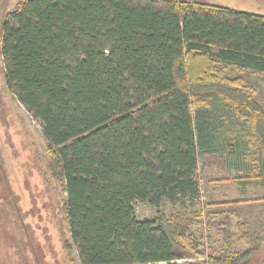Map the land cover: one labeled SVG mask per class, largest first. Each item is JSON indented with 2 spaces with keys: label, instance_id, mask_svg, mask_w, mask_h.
<instances>
[{
  "label": "trees",
  "instance_id": "obj_1",
  "mask_svg": "<svg viewBox=\"0 0 264 264\" xmlns=\"http://www.w3.org/2000/svg\"><path fill=\"white\" fill-rule=\"evenodd\" d=\"M0 53L5 85L41 123L79 264H197L185 260L186 228L138 219L134 202L199 197L204 151L229 146L242 171L253 144L264 178V106L226 72L264 73V14L199 0H22L1 23ZM238 236L244 249L206 264H248L264 214Z\"/></svg>",
  "mask_w": 264,
  "mask_h": 264
},
{
  "label": "rangeland",
  "instance_id": "obj_2",
  "mask_svg": "<svg viewBox=\"0 0 264 264\" xmlns=\"http://www.w3.org/2000/svg\"><path fill=\"white\" fill-rule=\"evenodd\" d=\"M18 1L0 0V27ZM199 1L264 14V0ZM4 67L0 53V264H79L63 210V183L51 173L41 123L5 85ZM226 72L239 77L264 106V73L231 67ZM236 112L244 114V109ZM228 147L199 154V197H181L160 208L134 202L138 219L162 217L177 229L186 228L195 245L186 261L206 264L209 253L244 249L240 224H253L264 214V178L258 172L256 146L249 145L242 156V171L227 167L236 157L226 152ZM248 264H264V247Z\"/></svg>",
  "mask_w": 264,
  "mask_h": 264
},
{
  "label": "crops",
  "instance_id": "obj_3",
  "mask_svg": "<svg viewBox=\"0 0 264 264\" xmlns=\"http://www.w3.org/2000/svg\"><path fill=\"white\" fill-rule=\"evenodd\" d=\"M233 166H234L233 163H230V164L227 163V167H228V168H231V169H233V170H236V169L233 168Z\"/></svg>",
  "mask_w": 264,
  "mask_h": 264
}]
</instances>
